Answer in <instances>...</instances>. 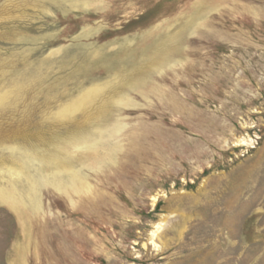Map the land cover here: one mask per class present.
I'll list each match as a JSON object with an SVG mask.
<instances>
[{"label":"rangeland","instance_id":"rangeland-1","mask_svg":"<svg viewBox=\"0 0 264 264\" xmlns=\"http://www.w3.org/2000/svg\"><path fill=\"white\" fill-rule=\"evenodd\" d=\"M0 264H264V0H0Z\"/></svg>","mask_w":264,"mask_h":264},{"label":"bare ground","instance_id":"bare-ground-1","mask_svg":"<svg viewBox=\"0 0 264 264\" xmlns=\"http://www.w3.org/2000/svg\"><path fill=\"white\" fill-rule=\"evenodd\" d=\"M244 140H245V138H242V139H241V142H245ZM94 155H95V154H94ZM159 225H160V224H159ZM157 229H158V226H157ZM153 235H155V234L153 233Z\"/></svg>","mask_w":264,"mask_h":264}]
</instances>
